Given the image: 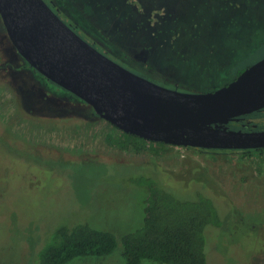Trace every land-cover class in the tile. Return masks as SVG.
Masks as SVG:
<instances>
[{"label":"rangeland","instance_id":"1","mask_svg":"<svg viewBox=\"0 0 264 264\" xmlns=\"http://www.w3.org/2000/svg\"><path fill=\"white\" fill-rule=\"evenodd\" d=\"M184 2L167 8L164 0H58L68 17L104 42L119 65L159 85L170 86L162 81L169 78L170 87L181 92L216 91L264 58V0ZM4 29L0 18V264H35L38 246L69 219L71 225L87 222L111 231L119 244L109 257L69 264H126L121 238L138 229L144 216L145 195L131 178L158 169L171 180L190 162L200 165L225 197L216 199L225 226L207 232L208 263L264 264V154L261 161L191 147L119 149L105 140L111 125L90 106L25 67ZM141 49L150 51L143 56L149 57L151 71L130 59L132 50ZM123 54L128 62H121ZM32 85L34 103L26 99ZM240 125L229 128L264 131V112Z\"/></svg>","mask_w":264,"mask_h":264},{"label":"water","instance_id":"2","mask_svg":"<svg viewBox=\"0 0 264 264\" xmlns=\"http://www.w3.org/2000/svg\"><path fill=\"white\" fill-rule=\"evenodd\" d=\"M0 17L20 56L118 130L149 142L218 150L264 149V131L229 128L264 109V58L208 93L154 83L111 60L44 0H0Z\"/></svg>","mask_w":264,"mask_h":264},{"label":"trees","instance_id":"3","mask_svg":"<svg viewBox=\"0 0 264 264\" xmlns=\"http://www.w3.org/2000/svg\"><path fill=\"white\" fill-rule=\"evenodd\" d=\"M259 112H264V109L236 118L229 127H241L240 123ZM32 120L53 121L54 124L71 122V119L42 117ZM111 127L112 132L106 134L105 140L122 150L141 153L173 147L149 142ZM194 149L234 153L246 160L255 158L262 161L261 155L264 154V149ZM146 174L133 176L129 182L145 196L142 225L123 235L120 241L126 264H145L146 261L155 264H209L207 232L225 226L221 205L216 200H225L222 189L194 162L185 163L181 174L171 176V180H167L158 169ZM70 221L55 226L49 240L38 246L35 264H69L79 258L109 257L118 249L117 237L111 231L90 226L87 222L71 225Z\"/></svg>","mask_w":264,"mask_h":264},{"label":"flooded vegetation","instance_id":"4","mask_svg":"<svg viewBox=\"0 0 264 264\" xmlns=\"http://www.w3.org/2000/svg\"><path fill=\"white\" fill-rule=\"evenodd\" d=\"M48 5H49V7L72 29V30H74L79 36L80 35H82L84 38H82L81 36V38L82 39H85V41H87L90 45H92L95 49H97L99 52H101L102 54H104L105 56H107L108 58H110L111 60H113V61H115L116 63H118V64H121L119 61H117V60H115L114 59V57L112 56V51L108 48V47H105V45H104V42H101V41H99L98 39H95L93 36H91L90 35V33H89V31L87 30V29H85V28H83V26H80V25H78L77 23H75L74 21H73V19H71V17L69 16H67V12H66V10H64L63 8H61V6H60V4L58 3V0H44ZM140 3L143 1V0H138ZM148 1V3H151V2H153V0H147ZM180 2L179 3H173V2H168V0L167 1H165L164 0V2L166 3V5H167V8H171V7H173V6H168V5H171V4H175V5H183V4H185V2L184 1H186V0H179ZM189 1V0H188ZM193 1V0H192ZM198 1V0H197ZM144 2H146V1H144ZM142 4V3H141ZM146 4V3H145ZM133 5H135L134 4V2H133ZM151 12H153V11H151ZM135 13H137V6H135L134 7V10H133V15H132V17H134V14ZM142 13L144 14V13H147V10H146V8L143 6L142 7ZM145 15V14H144ZM1 18V17H0ZM87 18H89V16L87 15ZM89 20H90V18H89ZM90 22H91V24H90V31L92 30V31H95L93 28H96L97 26L95 25V23H94V21L92 22V20H90ZM5 28V27H4ZM5 30V29H4ZM5 33H6V35H5V37H7L8 38V35H7V32H6V30H5ZM9 39V38H8ZM102 40H106L105 42H109V39L107 40V39H102ZM10 41V40H9ZM11 42V41H10ZM12 44V43H11ZM12 46H13V44H12ZM14 47V46H13ZM14 49H15V47H14ZM15 51L17 52V50L15 49ZM134 52V55H133V57H129V55H127V54H123L122 55V57H121V62H128L129 61V58L132 60V61H134V62H136V64H142L141 66V68H143L145 71H151V66H149L150 65V63L148 62L149 61V57L147 58V57H145V56H143L144 54H147L148 53V55H149V53H150V51L148 50H146V49H141V50H138V51H131V53H133ZM17 56H18V58H20L21 60H22V62L24 63V64H26L25 65V67L26 66H28V68L30 69H32V67H30V65L20 56V54L17 52V54H16ZM126 68V67H125ZM245 70V69H244ZM20 71V70H19ZM35 71V70H34ZM243 72V70L240 72V73H242ZM35 73H38L37 71H35ZM240 73H238V75L233 79V80H235L239 75H240ZM39 74V73H38ZM13 75H17V76H19L20 77V73L19 72H17L16 71V73L15 74H13ZM41 77H43L41 74H39ZM138 75V74H137ZM142 77V76H141ZM45 78V77H44ZM165 79V80H164ZM168 79L169 78H163L162 79V81L163 82H165V83H167L168 85H170V86H172L170 83L171 82H169L168 81ZM232 80V81H233ZM49 82H51V81H49ZM52 83V82H51ZM156 83V82H155ZM162 85V84H161ZM57 86V85H56ZM162 86H164V87H167V88H171V89H178V87L177 88H175V87H170V86H166V85H162ZM33 87H34V90H35V87H36V85H32V88H28V90H27V92H26V99H28L31 103H34L35 101H36V96L37 95H34L35 93L33 92ZM57 87H59V86H57ZM22 88V87H21ZM67 92V91H66ZM69 95H72L71 93H68ZM41 95V98L45 95V98H49V94H48V92L46 93H44V95H43V93H41L40 94ZM72 96H74V95H72ZM75 97V96H74ZM75 98H77V97H75ZM78 99V98H77ZM81 103H84L83 101H81L80 99H78ZM85 104V103H84ZM242 125H244V124H242Z\"/></svg>","mask_w":264,"mask_h":264}]
</instances>
